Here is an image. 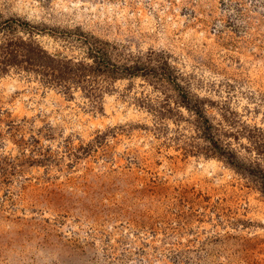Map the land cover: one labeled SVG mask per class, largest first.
Masks as SVG:
<instances>
[{"label": "rangeland", "instance_id": "rangeland-1", "mask_svg": "<svg viewBox=\"0 0 264 264\" xmlns=\"http://www.w3.org/2000/svg\"><path fill=\"white\" fill-rule=\"evenodd\" d=\"M4 21L122 70L0 75V264H264V0H0Z\"/></svg>", "mask_w": 264, "mask_h": 264}, {"label": "trees", "instance_id": "trees-1", "mask_svg": "<svg viewBox=\"0 0 264 264\" xmlns=\"http://www.w3.org/2000/svg\"><path fill=\"white\" fill-rule=\"evenodd\" d=\"M25 23L27 24V22ZM10 25V21L0 23V75L9 67L24 66L25 68L35 67L38 71L56 73L55 76L60 74L63 79L71 77L70 79L76 82H82L90 77L105 78L111 77L113 74L116 76V72L122 70L121 65L110 63L107 52L97 44L98 40L88 42L86 59H90V63L85 62L86 59L72 62L71 59L60 57L59 54L48 53L34 40L17 37L15 33H12ZM29 31L34 32L31 29ZM83 39L84 41L87 40L85 37ZM123 69L131 74L133 69L136 70L137 68L124 66ZM218 151L221 152H218L221 158L226 157V162L229 165L236 166L234 153L229 154L221 148ZM222 153L228 156H224ZM260 153L262 155V151L257 149V154ZM256 166L258 170L254 171V177L260 179L261 182L259 183L264 185V171L259 163Z\"/></svg>", "mask_w": 264, "mask_h": 264}]
</instances>
